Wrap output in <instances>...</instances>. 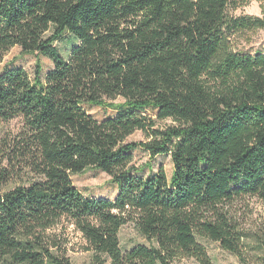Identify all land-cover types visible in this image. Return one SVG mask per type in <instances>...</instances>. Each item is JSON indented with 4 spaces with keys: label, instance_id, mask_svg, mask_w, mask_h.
Here are the masks:
<instances>
[{
    "label": "trees",
    "instance_id": "1",
    "mask_svg": "<svg viewBox=\"0 0 264 264\" xmlns=\"http://www.w3.org/2000/svg\"><path fill=\"white\" fill-rule=\"evenodd\" d=\"M233 3L0 0V64L15 47L53 62L0 73V122L21 119L0 132V264H72L66 224L95 264H216L201 239L252 264L231 208L264 201V51L239 40L264 18L231 15ZM67 33L78 43L64 56ZM94 105L116 110L97 118ZM137 131L147 140L131 141ZM137 149L170 155L171 174H142ZM90 168L111 176L116 198L75 186ZM129 222L151 245L123 251Z\"/></svg>",
    "mask_w": 264,
    "mask_h": 264
},
{
    "label": "rangeland",
    "instance_id": "2",
    "mask_svg": "<svg viewBox=\"0 0 264 264\" xmlns=\"http://www.w3.org/2000/svg\"><path fill=\"white\" fill-rule=\"evenodd\" d=\"M229 13L235 16L249 15L264 18V0H234L233 6ZM246 37L249 40L240 39V47L252 51H264V28L248 32ZM77 39L70 33L56 42L60 52L67 56ZM41 61L44 72L53 67V62L48 57L36 53H23L20 47H15L5 56L4 61L0 64V73L6 67L23 66L30 73H33L36 62ZM123 99L119 98L112 101L120 103ZM115 107L106 105H94L89 107V112L97 118H102L115 113ZM174 122L171 119L159 121L158 127H166ZM21 127V119L14 118L8 122H0V132L4 130L17 131ZM131 141H146L147 138L142 131L135 132ZM150 161L151 166H144ZM134 163L137 166L144 167L142 174L155 173L160 166H163L170 175L173 170V163L170 155H158L150 158L148 152L137 149L134 153ZM73 182L86 196L105 197L114 199L117 196V185L112 181L111 176L106 172L90 168L85 172L74 174ZM232 215L239 227L248 233L243 247V255L247 262L260 264L264 257V201L258 198H246L237 201L231 208ZM60 230V229H58ZM65 231H61L64 237L68 238L67 254L70 256L72 264H95L94 253L83 249L86 240L82 234L77 231L73 225L66 224ZM58 231V233H61ZM121 247L123 251H128L138 244L151 245L136 228L133 222L125 224L120 232ZM207 248L209 255L216 264H243L238 255L225 250L219 242L208 239H201ZM108 264V263H107ZM175 264H198L194 259L182 258Z\"/></svg>",
    "mask_w": 264,
    "mask_h": 264
}]
</instances>
